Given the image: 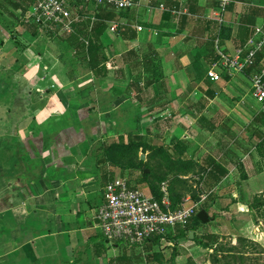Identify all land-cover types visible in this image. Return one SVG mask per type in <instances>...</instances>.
<instances>
[{"label": "crops", "instance_id": "crops-1", "mask_svg": "<svg viewBox=\"0 0 264 264\" xmlns=\"http://www.w3.org/2000/svg\"><path fill=\"white\" fill-rule=\"evenodd\" d=\"M134 1L136 9L104 21L101 62L93 71L60 38L26 23L28 10L20 18L18 10L3 5L0 97L9 95L12 85L21 86L35 107L13 125L0 124L1 252L16 255L10 264H118L121 256L126 264H136L135 249L106 242L93 219L104 186L115 177L128 176L152 196L134 170L121 175L107 159L110 146L128 145L131 135L156 146L159 141L171 154L176 149L181 160L203 169L210 159L223 166L226 176L213 187L205 186L203 173L180 175L188 183L200 181L199 190L213 197L210 210L218 214L213 226L207 212L209 222L193 235L198 237L199 230L200 237L215 235L218 240L208 246H216L222 233H239L254 250L241 254L245 264H264L261 223L255 226L247 206L240 208L264 192L262 140L255 134L262 132L264 111L222 103L219 89L225 85L226 93L243 74L217 82L207 76L221 57L248 44L254 27H264V0H234L224 13L213 0ZM240 26L248 29L242 46ZM121 28L136 37L122 39ZM212 40L217 59L208 64L198 54ZM192 239L176 245L199 263L203 246ZM147 247V255L155 253L154 246Z\"/></svg>", "mask_w": 264, "mask_h": 264}, {"label": "built area", "instance_id": "built-area-1", "mask_svg": "<svg viewBox=\"0 0 264 264\" xmlns=\"http://www.w3.org/2000/svg\"><path fill=\"white\" fill-rule=\"evenodd\" d=\"M213 1L220 13L227 11L234 2ZM137 7L134 0H34L24 20L53 36L67 37L74 33L76 25L81 21L89 20L91 30L95 13L98 14L100 9L115 13L132 11ZM159 9H165L164 4L161 3ZM117 27L115 24L109 29L113 32ZM136 29L140 31V28ZM263 53L264 27L256 26L248 44L235 50L230 57H221L207 72V76L211 81L217 82L221 79V71L228 76L244 74L247 68L254 65L256 57ZM259 63V68L249 78L250 96L264 111V54ZM163 185L160 199H155L145 195L126 177L118 176L109 181L104 186L103 203L93 215L104 240L138 247L154 236H163L177 228H184L195 215L196 204L188 198L183 199L176 209H171L168 192Z\"/></svg>", "mask_w": 264, "mask_h": 264}, {"label": "trees", "instance_id": "trees-1", "mask_svg": "<svg viewBox=\"0 0 264 264\" xmlns=\"http://www.w3.org/2000/svg\"><path fill=\"white\" fill-rule=\"evenodd\" d=\"M34 0H0V11L3 5L12 7V9L18 10L20 12V18L23 17L24 13L29 9V7L33 4ZM93 11L92 8H90ZM87 14H90L89 12ZM117 15L112 11H107L105 9H100L98 14L95 13V24L97 20L99 22L94 25L93 30H89V20L82 21L76 25L74 33L67 36L61 37L60 40L62 42L72 48L76 54V56L81 57L87 65L93 71L98 64L101 62L99 60V49H100V37L105 31V20H117ZM19 21V17H18ZM36 27V26H34ZM37 28V27H36ZM119 36L122 39H134L136 37L135 32L130 30L129 28L119 29ZM248 29L246 26H240L238 28V37L241 41V46L245 44L247 39ZM87 42V44H85ZM213 51V40L211 42H206L204 49L202 52L198 54V56L204 57L208 64H211L213 61L217 59L216 55ZM208 53L207 56H203L202 53ZM264 54V53H263ZM263 54H260L256 57L255 63L252 67L247 68L245 73L250 75L255 71L256 67L259 65ZM197 72L201 73V69L198 68ZM249 75V76H250ZM264 117L263 120H260L261 125L263 127L262 132H256V137L258 140H262L261 142V153L262 158L264 159ZM129 143L124 146L119 143L110 146L107 150V159L110 164L118 166L122 171L131 169V170H141L143 173V183H146L150 189L152 197L155 199H160L161 192L159 186L155 184V180L159 178L162 181V178H167L169 175L172 178L173 184L169 185L168 196L171 202V209H176L180 206V196L178 195L181 190L185 191V187L188 184L187 181L180 178V175H185L187 173H194L200 175L201 173L206 175L205 186L213 187L220 183L222 179L226 176V170L218 164L214 160H209L206 166V169L197 166L196 163L186 162L181 160L180 157L176 154V149L172 151V154L168 152V150L162 148L161 146L152 145L147 142L142 137L131 135L128 137ZM116 152V158L112 157V153ZM139 152L141 153H149L146 158V162L139 159ZM174 152V153H173ZM176 154V155H175ZM151 160L153 162V167L149 166L148 161ZM197 167V168H196ZM145 169H148L150 172L145 173ZM206 171V173H205ZM153 173V180H149V177ZM196 183V182H195ZM199 182L196 183V187H198ZM193 188V187H192ZM191 192V189H190ZM213 197L208 194L206 198L199 204L198 210H196L195 215L191 218L189 223L184 228H177L174 232H169L163 236H154L149 241L145 242L143 245L149 244L147 250L151 249L152 246L158 245L162 239L165 241L176 244L179 239L188 238L190 232H195L200 226H203L202 223L196 218V214L199 210L203 209L206 212H209L211 208V201ZM249 210L251 213L259 214V217H264V200L261 196H253L249 205ZM198 245L208 246V244H213L216 242L217 236L215 235H203L201 237H196L194 234V238L192 239ZM118 243V242H117ZM122 244V243H118ZM124 247L129 248L128 246L122 244ZM132 248V247H130ZM155 255H151L150 258L154 261ZM149 258V257H148ZM156 261V260H155ZM118 264H126L124 261V257L121 256L115 260Z\"/></svg>", "mask_w": 264, "mask_h": 264}, {"label": "rangeland", "instance_id": "rangeland-1", "mask_svg": "<svg viewBox=\"0 0 264 264\" xmlns=\"http://www.w3.org/2000/svg\"><path fill=\"white\" fill-rule=\"evenodd\" d=\"M46 36L54 37L53 34H49L48 32L46 33ZM61 38V37H58ZM51 39V38H50ZM53 40H58V39H53ZM251 73V72H250ZM250 73L246 74L244 73L242 76H239L235 82V86H231L230 84L228 85V89H225L226 93L223 91L225 85H222L221 89H219L218 92H220L224 99L221 100L222 103L226 107H233V108H243L245 110L251 111V110H260L261 106L256 104L253 99L250 96V86H249V78H250ZM220 78H222V81L227 80L226 77L227 75L221 71L220 73ZM27 90L21 86H15L12 85L11 89L9 90V95H5L3 97H0V124L5 123V124H14L16 119H21L23 114H29L33 110H31L33 107H35V102L31 101L30 99H26V94ZM232 94V96H229L228 94ZM8 96V97H7ZM8 110L9 113L6 111ZM17 120V121H18ZM250 120V117H247L245 120V123H247ZM264 122V121H263ZM18 125V124H17ZM153 142V141H152ZM155 144L160 143L159 141H155ZM141 156H144V159L142 161L146 162V158L149 156L148 152L147 153H141L139 152ZM149 166L153 167V162L151 160L148 161ZM263 170H264V160L262 162ZM145 173H149L150 171L148 169ZM119 174L124 175L125 170L123 172H120ZM136 178L138 179H143V173L141 170H135ZM129 175V174H128ZM130 176V175H129ZM123 177V176H122ZM155 176H153V173L149 177V180H153ZM127 179L130 180L128 176H126ZM133 179L135 177H132ZM131 182V180H130ZM200 182V181H195ZM188 183L185 187V191L181 190L179 192L180 196V203H182L183 199H190L191 202H194V198L192 197V190L196 189L197 190V196L201 198V202L206 198V195L199 190V187H196V183ZM155 184L159 186V189H161L162 185L164 184L166 189H168L170 186L173 184L172 178L169 175L167 178H162V181L157 178L155 180ZM163 185V186H164ZM193 187V188H192ZM195 187V188H194ZM191 189V192H190ZM256 196H261L264 200V192L256 195ZM252 199V197H251ZM243 203L244 205L240 206L242 210H247L245 206L249 209L248 205L251 201ZM190 203V202H189ZM199 205H196V210H198ZM210 215H211V224L210 225H215V222L218 221V214L217 212L214 211L212 208L209 210ZM252 218L254 223L258 225V223H261V225H258L259 229L264 231V217H259V214L256 213H251ZM198 232V231H197ZM200 230L197 233L198 238L200 237ZM256 233H258L256 231ZM242 235L239 233L233 232V234H228V233H222V241H220L216 246H203V250L200 252V258L199 263L194 261L192 257H187L190 252L186 251L185 247H180V251H184L185 256L182 257L181 260L177 261V256L180 254L179 251V246H177L174 243H171L170 246L167 245V241L165 239H162L160 243L156 246H154V249L152 250L155 252L154 254H148L147 252L144 251L145 246H138V247H132L130 249H135V254H136V264H245V261H243V255L242 253L248 252V251H254L252 250V247L247 244V240L244 238H241ZM194 238V235H193ZM183 241H188V238H183ZM193 241V240H190ZM196 243V242H195ZM189 246H194V245H188ZM144 248V249H143ZM209 250L211 252H209ZM161 252V253H158ZM193 254V253H191ZM151 255H155V260L157 263H152L148 261ZM14 257H16L15 254H12L11 256L6 255V252H1V246H0V264H10L13 263ZM149 257V258H148ZM9 259V260H8ZM151 259V258H150ZM148 261V262H147ZM177 262V263H176Z\"/></svg>", "mask_w": 264, "mask_h": 264}, {"label": "water", "instance_id": "water-1", "mask_svg": "<svg viewBox=\"0 0 264 264\" xmlns=\"http://www.w3.org/2000/svg\"><path fill=\"white\" fill-rule=\"evenodd\" d=\"M144 156L140 157V160H143ZM147 170H145L146 172ZM192 197L194 198V202L196 205H199L201 203V198L199 196H197V190L193 189L192 190ZM196 218L202 223V224H206L209 222V218H208V214L205 210L201 209L197 212L196 214ZM193 238V232L189 233V239Z\"/></svg>", "mask_w": 264, "mask_h": 264}]
</instances>
